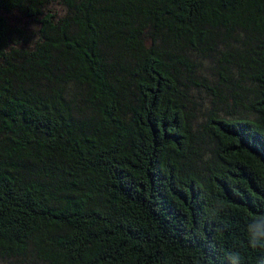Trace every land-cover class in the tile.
<instances>
[{
    "label": "trees",
    "instance_id": "16d2710c",
    "mask_svg": "<svg viewBox=\"0 0 264 264\" xmlns=\"http://www.w3.org/2000/svg\"><path fill=\"white\" fill-rule=\"evenodd\" d=\"M11 260L264 264V0H0Z\"/></svg>",
    "mask_w": 264,
    "mask_h": 264
},
{
    "label": "rangeland",
    "instance_id": "374dc122",
    "mask_svg": "<svg viewBox=\"0 0 264 264\" xmlns=\"http://www.w3.org/2000/svg\"><path fill=\"white\" fill-rule=\"evenodd\" d=\"M15 23L17 25H23V22L20 21V20H16ZM26 33H28V34H35V31H34V29L32 27H30V28H27L26 29ZM207 91L206 92L205 91H202L201 93L200 92L199 93L195 92V108L191 110V114L193 116L192 117L193 124L196 127H198V124L205 117V110L212 106L210 104V102H209L211 96L209 95V93ZM225 94L226 95H229L230 92L229 91H226ZM225 100H226V98L224 97V101ZM224 111L225 112H230V113H235V112L238 111V109L237 108H234V107H227V108H225ZM0 264H25V263L20 262V261H13V260H11V261H0Z\"/></svg>",
    "mask_w": 264,
    "mask_h": 264
}]
</instances>
